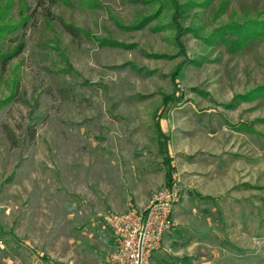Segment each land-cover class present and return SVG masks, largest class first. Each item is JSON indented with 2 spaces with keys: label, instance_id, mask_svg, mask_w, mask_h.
<instances>
[{
  "label": "rangeland",
  "instance_id": "obj_1",
  "mask_svg": "<svg viewBox=\"0 0 264 264\" xmlns=\"http://www.w3.org/2000/svg\"><path fill=\"white\" fill-rule=\"evenodd\" d=\"M180 2L191 59L176 86L170 0H0V26L22 4L29 17L0 38V56L24 40L0 58V264H110L104 216L166 188L170 264H264V96L240 98L264 85V34L241 28L264 0Z\"/></svg>",
  "mask_w": 264,
  "mask_h": 264
},
{
  "label": "built area",
  "instance_id": "obj_2",
  "mask_svg": "<svg viewBox=\"0 0 264 264\" xmlns=\"http://www.w3.org/2000/svg\"><path fill=\"white\" fill-rule=\"evenodd\" d=\"M177 188H166L156 193L143 210L107 213L105 223L113 238L110 264H155L154 256L160 251L172 252L166 245V236L175 227L173 212L178 202Z\"/></svg>",
  "mask_w": 264,
  "mask_h": 264
},
{
  "label": "trees",
  "instance_id": "obj_3",
  "mask_svg": "<svg viewBox=\"0 0 264 264\" xmlns=\"http://www.w3.org/2000/svg\"><path fill=\"white\" fill-rule=\"evenodd\" d=\"M53 4H56L58 1H64L65 3L69 4L71 0H50ZM170 3L172 5L173 8V12L171 15V25L173 26L174 32L176 34L175 36V41H176V46L178 48L179 54L180 56L184 57V62H182L179 66L176 67V69L173 71L171 77H172V82L173 84H175L177 86V84L179 83V78H180V74L183 70V68L185 67V65L190 62L189 60L191 59V57L189 56V54L187 53V49L186 46L184 44V39L183 36L185 35L186 32V28L183 26L181 19L183 17V12H184V6L182 5V3L180 2V0H170ZM4 9L6 11H10L12 8V4L10 3H6V5H4ZM20 13L18 14V18L13 20H8L7 23H4L3 25L0 26V38H2L4 35L3 33H12L18 29H20L21 27L27 25V22L29 20L28 15L25 14L26 12V5L22 4L20 6ZM158 12L149 16H144L141 19H137L134 20L131 25L129 26L130 29H141L143 27H145L146 25H148L151 21L155 20L157 18ZM244 35H247V32L249 31L250 34L252 36H262L263 30H264V19L257 21L255 19L248 21L246 23L245 26L241 27ZM231 39H229L230 41ZM21 42L19 43V45H17V47H15L14 49L9 50L6 53H3L0 58L3 61V65H5L8 61L12 60L13 58H15L16 56H18L19 54H21V52L23 51V47H24V40H20ZM117 44V43H115ZM177 88V87H176ZM263 95L264 96V85L263 86H259L253 90H251L250 92L246 93L245 95H241L240 98L243 100H249L251 98H255L257 96ZM182 97H179L178 100H182ZM174 100L176 101V99L173 96H165L163 99V106L161 109V112H163L164 110H167V107H169L172 102H174ZM231 106V105H230ZM162 117L158 120L159 122L157 123V133L158 136L161 139V143L163 145L160 146V151L163 152L164 151V146H166V164L168 166L167 172H166V178H167V184L169 185L170 188H173L175 185V179H176V169L175 166L173 164V158L171 156V154H169V150H168V143L170 142V136L166 134V132L164 131V129L161 127V121ZM257 121H261L264 122V118L263 119H258ZM243 127L245 129L250 128L248 126H246L245 124L243 125ZM205 198V197H202Z\"/></svg>",
  "mask_w": 264,
  "mask_h": 264
},
{
  "label": "crops",
  "instance_id": "obj_4",
  "mask_svg": "<svg viewBox=\"0 0 264 264\" xmlns=\"http://www.w3.org/2000/svg\"><path fill=\"white\" fill-rule=\"evenodd\" d=\"M171 154V153H170ZM171 156H172V158H173V155L171 154ZM173 164H174V159H173ZM175 166V165H174ZM200 198H202V197H204V196H202V195H198ZM175 207H176V205H175ZM174 214H175V208H174V212H173V217H174ZM174 230V229H173ZM172 234V232L171 233H169L167 236H166V245L167 246H169L170 247V245H171V247L173 246V240H171L170 239V235ZM172 252H173V248H172ZM171 252V253H172ZM171 253H167V252H164V251H160V252H158V253H156V255L154 256V262L156 263V260L158 259V257H161L160 259H162V258H165V259H168V262L166 263V264H170V254ZM174 254H175V252H174ZM179 254V253H178ZM157 264V263H156Z\"/></svg>",
  "mask_w": 264,
  "mask_h": 264
}]
</instances>
